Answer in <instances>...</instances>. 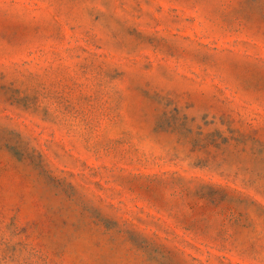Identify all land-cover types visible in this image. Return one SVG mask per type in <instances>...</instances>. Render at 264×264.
Wrapping results in <instances>:
<instances>
[{
	"label": "rangeland",
	"instance_id": "374dc122",
	"mask_svg": "<svg viewBox=\"0 0 264 264\" xmlns=\"http://www.w3.org/2000/svg\"><path fill=\"white\" fill-rule=\"evenodd\" d=\"M0 264H264V0H0Z\"/></svg>",
	"mask_w": 264,
	"mask_h": 264
}]
</instances>
